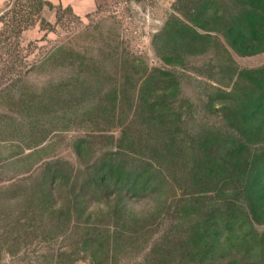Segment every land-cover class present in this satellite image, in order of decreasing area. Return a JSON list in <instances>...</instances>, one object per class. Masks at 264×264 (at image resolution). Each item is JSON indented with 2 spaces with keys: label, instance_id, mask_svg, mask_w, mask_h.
Masks as SVG:
<instances>
[{
  "label": "rangeland",
  "instance_id": "374dc122",
  "mask_svg": "<svg viewBox=\"0 0 264 264\" xmlns=\"http://www.w3.org/2000/svg\"><path fill=\"white\" fill-rule=\"evenodd\" d=\"M48 1L72 13L54 23L43 5V28L36 20L17 43L13 31L0 37V264H143L146 234L103 223L104 205L74 179L104 149L129 146L148 100L181 120L171 128L184 145L216 136L220 154L207 161L264 159V0ZM230 65L231 88H214L207 75L224 81ZM155 68L172 76L156 79ZM227 137L244 142L230 157ZM128 203L138 212L143 200Z\"/></svg>",
  "mask_w": 264,
  "mask_h": 264
},
{
  "label": "trees",
  "instance_id": "16d2710c",
  "mask_svg": "<svg viewBox=\"0 0 264 264\" xmlns=\"http://www.w3.org/2000/svg\"><path fill=\"white\" fill-rule=\"evenodd\" d=\"M43 5L54 7V23L63 11L72 13L69 5L48 0H6L0 10V37L13 31L17 43L18 33L36 20L43 28L48 24L40 15ZM247 22L256 26L253 20ZM25 56L21 53L20 61L26 62ZM155 69L156 79L172 76ZM26 70L19 67V75ZM235 75L230 65L224 81L210 73L207 77L223 91ZM159 102H141L135 114L140 116L132 119L129 146L104 149L96 162L87 164L86 176L74 179L73 187L104 205L102 222L114 224L118 234L124 231L134 239L146 234L150 257L143 264H264V159L249 166L207 161L206 156L220 154L213 143L216 136H200L197 148L184 145L171 128L181 120L165 119ZM243 143L227 137L220 149L230 148V157ZM236 144L240 146L234 149ZM165 156L167 163L160 159ZM132 198L143 200L138 212L128 203Z\"/></svg>",
  "mask_w": 264,
  "mask_h": 264
}]
</instances>
